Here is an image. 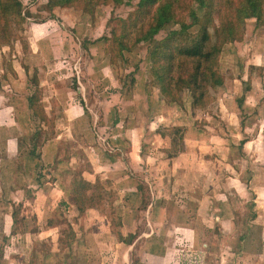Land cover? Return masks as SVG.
I'll return each instance as SVG.
<instances>
[{
    "label": "rangeland",
    "instance_id": "rangeland-1",
    "mask_svg": "<svg viewBox=\"0 0 264 264\" xmlns=\"http://www.w3.org/2000/svg\"><path fill=\"white\" fill-rule=\"evenodd\" d=\"M199 1L72 0L52 7L50 0H0V93L26 105L20 73L35 70L40 80L34 77L30 97L41 98L50 122L19 110L7 126L0 112V264H264V209L241 192L218 207L219 168L205 170V184L180 168L179 189L162 187L170 177L159 164L167 144L155 132L179 138L186 124L210 128L203 111L215 114L223 85L210 82L204 94L187 88L195 61L180 48L196 45L208 29L210 46L231 41L218 55L220 80L263 73L251 61L264 47V0L261 20L239 15L246 0ZM102 54L107 58L86 74L90 58ZM166 85L175 99L156 92ZM34 128L40 141L26 155ZM110 130L112 141L105 139ZM43 137L54 143L41 149ZM138 187L153 207H141ZM173 199L199 206L183 215L182 207L168 206ZM235 213L240 221L232 228L217 222ZM167 214L174 222L164 221Z\"/></svg>",
    "mask_w": 264,
    "mask_h": 264
},
{
    "label": "crops",
    "instance_id": "crops-1",
    "mask_svg": "<svg viewBox=\"0 0 264 264\" xmlns=\"http://www.w3.org/2000/svg\"><path fill=\"white\" fill-rule=\"evenodd\" d=\"M261 29V32L264 31ZM43 38V35H39ZM42 40V39H41ZM40 40V41H41ZM87 47L90 50L89 45ZM91 51V50H90ZM264 47L260 51V58H255L254 61H251V64L263 67L262 74H252L251 72H247L242 74V76L238 77H226L224 84L219 88V101H217V106L215 107V114L210 112H204L208 115L210 128H206L205 125L202 127H197L194 124H186L184 133H183V151L180 152L178 155L174 157H168L167 153L162 150V153L165 154L163 158L159 159L160 165H167L166 168V176L169 175V179L167 180L169 183L163 188H168L175 192L179 189L180 182L177 179V171L180 168L184 169V173L187 176H190L188 179L189 181L192 180L193 176L202 175L203 177L199 176V183L205 184L208 181L207 172L205 170H211L212 165L214 167L219 168V205L218 207H228L230 204H233V195L241 192L247 195L254 196V202L256 204L255 207L260 205L261 208L264 209ZM106 55H98L97 59L95 60L94 57L90 58L92 64L87 66L86 74H92L93 70H97L94 68V64L97 61H101L102 59H106ZM109 62V61H108ZM221 60L219 61V68L221 69L220 65ZM253 62V63H252ZM111 63V61L109 62ZM107 67V65H104ZM28 68V66H26ZM260 68V67H259ZM23 74V75H22ZM22 77L24 76L27 86L28 95L24 97L26 105L16 104L14 102H10V99L7 97L5 93H0V112L2 113L3 123L9 125H15L17 116L16 112L23 111L25 114L28 115L29 120L33 117L38 118L41 122L46 123L42 120L39 116L34 114L33 108H31L29 103L30 93L29 89L32 85H38L37 82H33L34 77L36 76V80H40L39 75L33 71L31 73L28 70L24 69L22 73H20ZM245 80H250L251 88L245 89ZM247 85V83H246ZM41 86V84H40ZM12 88L13 86L10 85ZM1 88V85H0ZM14 88V87H13ZM156 92L158 93L159 88L155 87ZM245 97L244 101L240 105L238 100L241 97ZM9 99V100H8ZM173 104H165L164 109H168ZM163 106V105H160ZM174 106V105H173ZM72 107V106H71ZM52 108V107H51ZM79 109L80 107L77 106ZM84 111L86 108L81 107ZM64 111V110H63ZM97 111V109H96ZM171 111V110H169ZM202 111L201 109L198 110ZM65 114V112H64ZM8 115L7 118H5ZM66 115V114H65ZM191 116L192 113H191ZM160 118V116L158 117ZM195 120L196 116L194 115ZM213 119V120H212ZM171 118H169V121ZM187 121V120H186ZM58 122V120H56ZM62 124H67V122H63ZM154 125V124H153ZM152 125V126H153ZM29 128V126H26ZM46 127V125H45ZM44 128V127H43ZM156 128V127H155ZM42 132L43 129L39 128ZM37 129L34 128L29 129L27 131V138L26 142L30 147L28 149V153L26 155L31 154V149H35L31 147V144H36L40 139H36L37 137ZM105 133H108L106 130ZM129 134H131L129 132ZM162 138L158 140H163L166 142V148L169 149L172 146V139L169 136H162L161 134L155 132L154 137ZM41 137V135H40ZM55 137V136H54ZM109 139L112 141V131L110 130V134L108 135ZM35 138V139H34ZM101 139H104L103 135H100ZM42 142V148L46 146H50V144L54 143L55 138L52 139H45L44 137ZM13 142V140H11ZM27 144L25 146L28 148ZM115 146H118V141L114 140ZM41 145V144H40ZM144 145V139L143 144ZM54 146V145H51ZM117 148V147H116ZM113 149V147H112ZM161 150V149H159ZM160 153V152H159ZM32 155V154H31ZM29 155L28 157H30ZM44 153L41 154V159L44 157ZM28 160L32 161V158H28ZM117 159H120L118 156ZM34 160V159H33ZM45 160V159H44ZM42 163V160H39ZM219 163V165H218ZM247 163L249 166L243 169V164ZM42 165V164H41ZM168 165L171 169H168ZM252 166V168L250 167ZM255 168V169H254ZM195 169H199L202 171H195ZM243 171H245L243 173ZM230 172L231 176H227ZM242 174H249L247 177L248 179L245 181L242 178ZM159 174H157L158 176ZM130 176V175H129ZM227 176V179L225 177ZM243 177H246L243 175ZM180 178V177H178ZM244 182H243V180ZM184 184V183H182ZM184 186V185H183ZM162 188V189H163ZM200 189V187H198ZM138 189V188H137ZM253 190V191H251ZM138 192L140 193L139 189ZM173 192V194H174ZM223 193H227L228 196H224ZM226 199L228 201H224ZM142 201V195H141ZM153 202L151 207H153ZM193 204L199 206L198 203H191L187 201L184 205L179 204L176 202L175 199L170 201V205L182 207V214L187 212L189 208L193 206ZM259 204V205H258ZM150 206V205H149ZM219 209L217 206H215ZM234 217H221L217 216V222L223 226L227 225V227L232 228L236 225L240 220L236 215ZM184 215V214H183ZM172 217V218H171ZM259 218V216H258ZM176 219L175 215H166L164 221H172L174 222ZM150 220V219H149ZM257 219H253L252 222H255ZM251 220H249L250 222ZM137 229V228H136ZM135 229V230H136Z\"/></svg>",
    "mask_w": 264,
    "mask_h": 264
},
{
    "label": "trees",
    "instance_id": "trees-1",
    "mask_svg": "<svg viewBox=\"0 0 264 264\" xmlns=\"http://www.w3.org/2000/svg\"><path fill=\"white\" fill-rule=\"evenodd\" d=\"M72 0H50V5L52 7L55 6H67V3H70ZM150 3L154 0H146ZM156 1V0H155ZM200 2V1H199ZM203 2V0H202ZM202 2H200L202 5H204ZM259 3H261V0H246L244 3L243 7L240 8L239 10V15L241 17L245 18H256L257 20H261L262 18V8H260ZM264 20V18H263ZM165 21L164 19H159L155 27L153 28V34L158 33L162 25H164ZM186 29V28H185ZM226 31L228 35L233 34V29L232 27H226ZM177 34V33H175ZM209 32L208 29H204L202 33L198 36V42L196 45L191 46V47H181L180 53L182 56H185L187 58H192L195 61V67L191 71L189 75V80L186 81V87L189 88L190 90H202L201 94H204V90H206L209 86V83L211 82L212 85L216 86L218 84L222 85L224 84V79L222 80L219 79V74L217 73V66L219 67V59L218 55L220 58L221 52H222V45L225 43L231 42L228 41V39H223L221 46H210L209 45ZM235 39V38H234ZM218 64V65H217ZM169 68H172L171 66ZM220 69V68H219ZM156 76L158 77V81H163L164 77L159 75L157 72H155ZM221 75V74H220ZM211 80V81H209ZM160 91H164V95L166 96H172L173 99V87L170 85L166 86H159ZM172 89V92H171ZM168 98V96H166ZM41 99V98H40ZM40 99L38 95H33L29 98V103L31 108L35 111V114L42 118L47 124H49V120L47 115L45 114V109L43 106L40 104ZM165 101H167L166 98H164ZM245 97H241L238 102L241 105L242 102L244 101ZM195 101V100H194ZM203 106V105H201ZM195 107V106H194ZM195 109V108H194ZM198 109V108H197ZM201 109V108H199ZM54 125V124H53ZM185 127L183 129L184 133ZM157 133L161 134L162 136H169L172 139V146L169 149H164V151L167 153L168 157H174L178 155L180 152L183 151V134L178 138L175 134L172 136L170 133L166 132H161V130L157 131ZM83 184L82 182L80 185ZM82 186H85L84 184ZM139 191L142 193V201H141V207L143 209H147L149 205L152 203V197L151 195L149 196L147 193H145L140 187H138ZM107 201V200H105Z\"/></svg>",
    "mask_w": 264,
    "mask_h": 264
}]
</instances>
